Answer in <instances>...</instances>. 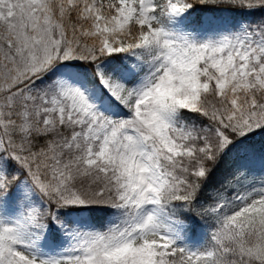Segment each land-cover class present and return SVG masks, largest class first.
I'll use <instances>...</instances> for the list:
<instances>
[{
    "label": "snow or ice",
    "instance_id": "snow-or-ice-1",
    "mask_svg": "<svg viewBox=\"0 0 264 264\" xmlns=\"http://www.w3.org/2000/svg\"><path fill=\"white\" fill-rule=\"evenodd\" d=\"M0 264H264V0H0Z\"/></svg>",
    "mask_w": 264,
    "mask_h": 264
}]
</instances>
